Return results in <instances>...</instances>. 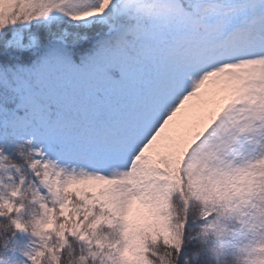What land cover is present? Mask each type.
Returning <instances> with one entry per match:
<instances>
[{"label":"snow or ice","instance_id":"6c2138e0","mask_svg":"<svg viewBox=\"0 0 264 264\" xmlns=\"http://www.w3.org/2000/svg\"><path fill=\"white\" fill-rule=\"evenodd\" d=\"M0 264H264V0H0Z\"/></svg>","mask_w":264,"mask_h":264}]
</instances>
